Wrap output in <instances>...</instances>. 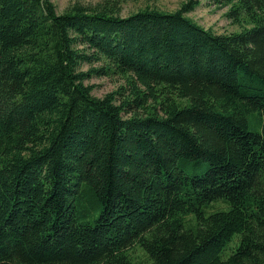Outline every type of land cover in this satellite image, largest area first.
Segmentation results:
<instances>
[{
    "label": "trees",
    "instance_id": "obj_1",
    "mask_svg": "<svg viewBox=\"0 0 264 264\" xmlns=\"http://www.w3.org/2000/svg\"><path fill=\"white\" fill-rule=\"evenodd\" d=\"M213 1L0 0V264H264V0Z\"/></svg>",
    "mask_w": 264,
    "mask_h": 264
},
{
    "label": "rangeland",
    "instance_id": "obj_2",
    "mask_svg": "<svg viewBox=\"0 0 264 264\" xmlns=\"http://www.w3.org/2000/svg\"><path fill=\"white\" fill-rule=\"evenodd\" d=\"M183 1L185 0H53L59 13L65 11L72 4L80 2L88 6L106 4L111 8L117 9V11L123 16L148 5L173 11L179 8ZM227 10L228 7L216 6L213 0H202V4L195 10L189 12V15L207 28H212L217 33L239 31L247 25L245 21L234 22L227 16ZM84 68L87 69L88 65L84 66ZM123 82L124 81L118 76L92 77L91 79L86 80V83L94 84L93 93L99 97L104 96L108 92L114 91ZM235 239H237V237H235ZM232 245L233 242L227 248L225 252L226 255L231 253L230 247ZM135 256L138 261H141V264L151 263L145 252L139 247H136Z\"/></svg>",
    "mask_w": 264,
    "mask_h": 264
}]
</instances>
